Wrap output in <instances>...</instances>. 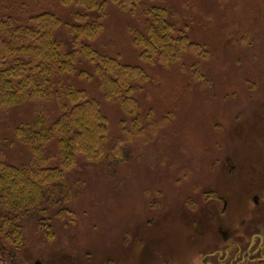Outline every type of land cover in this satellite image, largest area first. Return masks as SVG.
I'll use <instances>...</instances> for the list:
<instances>
[{
    "label": "rangeland",
    "instance_id": "1",
    "mask_svg": "<svg viewBox=\"0 0 264 264\" xmlns=\"http://www.w3.org/2000/svg\"><path fill=\"white\" fill-rule=\"evenodd\" d=\"M138 2L165 9L175 30L204 53L186 54L168 68L144 63L131 42L145 31L138 8L130 14L107 3L102 12H87L61 0H0V16L23 26L41 12L55 14L63 52L73 51L68 29L76 15L99 23L96 38L84 44L144 71L148 81L135 98L140 114L156 122L126 144V161L111 163L107 153L124 143L133 117L104 96L94 64L77 55L75 71L60 84L98 104L107 119L104 157L93 164L79 156L64 171L76 189L69 214L49 211L48 228L24 222L21 260L5 264H208L209 253L227 249L224 264H264V0ZM39 103L26 101L0 116V162L29 165L32 154L16 128L31 123L36 108L57 120L68 100L61 94ZM44 155L48 168L63 170L56 137Z\"/></svg>",
    "mask_w": 264,
    "mask_h": 264
},
{
    "label": "trees",
    "instance_id": "2",
    "mask_svg": "<svg viewBox=\"0 0 264 264\" xmlns=\"http://www.w3.org/2000/svg\"><path fill=\"white\" fill-rule=\"evenodd\" d=\"M61 2L64 5L74 3L87 12H102L107 3L130 14L137 8L141 10L147 17L145 31L134 33L131 42L146 64L168 68L186 54L204 53L184 32L175 30L163 8H147L138 0ZM75 18L76 24L68 29L73 51L63 52L54 37V30L59 25L55 14H36L25 26L12 16H0V116L26 101L42 103L58 99L61 94L68 100L67 108L57 120L51 122L36 108L33 121L16 128L15 137L27 145L32 154L29 165L15 167L0 162V236L5 239L21 241L23 224L31 220L48 228L46 215L49 211L58 212L59 217L67 216L66 205L72 202L76 189L64 179V174L74 169L79 156L93 164L104 157L107 119L98 104L88 98L86 91L72 85L63 88L60 84L63 75L75 71L77 55L94 64L104 96L118 101L122 111L133 117L131 128L124 131V143L120 141L107 153L111 163L126 161L130 155L126 144L135 142L156 123L151 113L146 117L140 114L135 98L148 81L144 71L123 65L116 58L102 56L84 44L83 40L96 38L100 24L87 22L86 15ZM57 79L58 88L55 89ZM54 137L58 139L63 170L46 165L48 158L44 149Z\"/></svg>",
    "mask_w": 264,
    "mask_h": 264
},
{
    "label": "flooded vegetation",
    "instance_id": "3",
    "mask_svg": "<svg viewBox=\"0 0 264 264\" xmlns=\"http://www.w3.org/2000/svg\"><path fill=\"white\" fill-rule=\"evenodd\" d=\"M226 204L227 201L224 200L223 210L225 209ZM23 248L24 246L22 244V241L5 239L0 236V264H5L6 263L5 261L8 260L13 262H15L16 260H21L20 254ZM223 253L226 254V257H224V261L222 262L221 259L223 257ZM229 255H230V251L228 249L225 251H216L214 253H209V256L206 259V261L211 262L208 264H224V262L227 261V256ZM249 257L251 256L249 255ZM23 258L25 260L28 259L25 257L24 254H23ZM202 258H204V255ZM32 264H42V262L38 259H35Z\"/></svg>",
    "mask_w": 264,
    "mask_h": 264
}]
</instances>
